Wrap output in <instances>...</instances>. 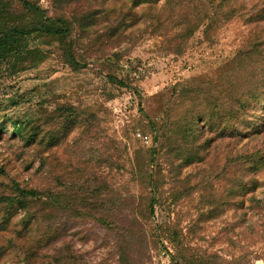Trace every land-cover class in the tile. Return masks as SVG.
<instances>
[{"label": "trees", "instance_id": "16d2710c", "mask_svg": "<svg viewBox=\"0 0 264 264\" xmlns=\"http://www.w3.org/2000/svg\"><path fill=\"white\" fill-rule=\"evenodd\" d=\"M106 1L48 0L43 7L38 0H0V65L6 63L16 72L42 61L46 51L24 46L22 39L45 35L56 42L58 57L71 69L98 60L103 64L100 70L107 69V78L121 83L111 71L122 52L110 49L133 33L124 30L142 17L134 10L142 2L149 33L160 36L163 44H172L176 53L183 51L201 25L209 37L235 16L255 21L259 31L264 30L260 28L264 27V0H130L127 8L116 13L105 6ZM191 6L194 11L185 18ZM174 93V115L175 108L167 101L159 121L144 115L145 123L138 122L139 129L150 134L151 144L140 142L126 169L118 160L121 151L95 123L93 114L60 105L34 121H22L0 112V133L9 120L10 134L24 144L36 143L40 150L62 145L54 160L39 150V163L28 182L2 174L0 257L7 249L18 248L27 262L131 264L134 255L149 249V235L158 240L154 207L160 192L167 190L173 199L190 202L197 193V201L206 208L197 219L231 208L225 227L240 249L237 253L208 249L192 235L196 221L183 231L176 217L169 224L167 264H255L253 259L258 257L264 264V253L251 256L252 250L245 246L264 243V222L252 220L253 214L264 216V193L252 192L264 185L256 176L264 164V32L248 38L215 79L190 77ZM77 121L82 122L81 129L66 140ZM243 138L246 141L237 146ZM197 159L203 163L193 172L180 174L183 164ZM85 220L101 225L112 244L109 255L97 262L66 238Z\"/></svg>", "mask_w": 264, "mask_h": 264}, {"label": "rangeland", "instance_id": "374dc122", "mask_svg": "<svg viewBox=\"0 0 264 264\" xmlns=\"http://www.w3.org/2000/svg\"><path fill=\"white\" fill-rule=\"evenodd\" d=\"M38 2L43 7L48 6V0ZM129 5L130 0H108L105 3L113 13ZM145 7L146 4L142 2L134 8L142 12V17L124 30L125 33L133 30V33L110 49L112 52H122L121 58L111 71L121 83L107 78L104 73L107 69L104 72L100 70V66H103L101 61H89L86 67L73 70L58 57L56 42L49 41L45 35L25 36L22 45L39 47L46 51V55L42 61L16 72L11 71L6 63L0 65V112L11 120L18 118L22 121H34L60 105H70L93 114L96 117L95 123L121 151L118 160L126 169L132 165L136 146L140 142L145 146L151 144L150 134L143 133L138 127V122L145 123L144 115L159 121L167 101L170 108H175L172 111L174 115L177 110L174 107L176 88L193 76L198 79L204 76L215 79L221 66L234 56L248 38L254 33L264 32L259 31L255 21L246 22L235 16L212 31L209 37L203 34L201 25L187 39L183 51L176 53L172 44H163L160 36L149 33L146 27L148 21L144 18ZM193 11L191 6L184 12L185 18ZM131 36L135 37L132 42L129 39ZM81 126L82 122L77 121L66 140L76 135ZM142 134H146V141L140 140ZM245 141L243 138L237 146ZM61 149L62 145H55L50 149L42 147L40 150L36 143L24 144L17 135L10 134V121L7 120L0 133V178L4 177V173L28 182L32 170L39 163V150L48 159L54 160ZM201 163L203 160L197 159L183 164L180 174L193 172ZM256 176L264 180V164L257 168ZM130 187L135 189L134 183ZM165 187L166 185L164 189ZM252 192L256 196H262L264 185H257ZM192 197L191 202L187 198L175 200L167 190L160 192L153 215L156 232L159 234L158 240L153 234L149 235V249L142 255H134L131 264L168 263L169 255L166 250L167 247L171 249L169 224L176 217L183 231L196 221L197 226L192 235L208 249L220 250L222 253L240 251L239 244L232 242L234 235H228L225 227L226 222L231 219L232 209L225 207L219 215L201 216L197 219L200 212H206V208L197 201V193ZM142 220L144 221V217ZM252 220L261 223L264 222V216L253 214ZM66 238L73 248L82 252L91 262L107 257L112 245L104 228L91 220L75 225ZM240 244L244 245L245 241L242 240ZM245 246L252 250L251 256H262L264 253V243L261 241ZM253 262L263 264L260 257L253 259ZM0 264L47 263L40 259L27 262L18 248H9L1 255Z\"/></svg>", "mask_w": 264, "mask_h": 264}, {"label": "built area", "instance_id": "2783aa9c", "mask_svg": "<svg viewBox=\"0 0 264 264\" xmlns=\"http://www.w3.org/2000/svg\"><path fill=\"white\" fill-rule=\"evenodd\" d=\"M138 135H140V134H138ZM141 137H143V140L146 141V137H147V136H141ZM168 249H169V248H168ZM169 250H171V249H169Z\"/></svg>", "mask_w": 264, "mask_h": 264}]
</instances>
